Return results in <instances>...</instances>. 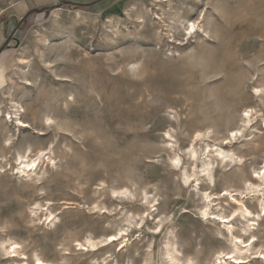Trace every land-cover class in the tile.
<instances>
[{
	"label": "rangeland",
	"instance_id": "rangeland-1",
	"mask_svg": "<svg viewBox=\"0 0 264 264\" xmlns=\"http://www.w3.org/2000/svg\"><path fill=\"white\" fill-rule=\"evenodd\" d=\"M157 1L116 18L60 7L6 36L0 115L32 126L13 118L7 147L0 133V264L13 243L27 264H170L173 248L180 264H264L247 186L264 163V0Z\"/></svg>",
	"mask_w": 264,
	"mask_h": 264
},
{
	"label": "bare ground",
	"instance_id": "bare-ground-1",
	"mask_svg": "<svg viewBox=\"0 0 264 264\" xmlns=\"http://www.w3.org/2000/svg\"><path fill=\"white\" fill-rule=\"evenodd\" d=\"M161 2H163V1H161V0H158L157 1V3H161ZM164 2H166V1H164ZM127 14L131 17L130 13H127ZM126 29H128V28L126 27ZM198 29H199V27L195 23H190V25L188 26V29H187L188 30L187 35L192 38L195 34L198 33V31H199ZM21 113H22L21 110H15L14 111V114L15 115L14 116H11L10 114H8L7 115L8 117L5 120H3V116L1 117V115H0V122H1L0 123V133L6 134L7 136H9V138L5 140L6 147H7V145H12V139L14 137V133H13V131L10 128L14 124L13 118L17 122L16 123V125H17L16 127H19V128L22 129V128H30L32 126L31 124H27V123L23 122V120L21 118ZM244 113L246 114V121L250 124L251 123V118H250L251 112L249 110H246ZM52 122H53L52 119L46 118L45 121H44V123L42 124V128H44L46 130L51 129L53 127ZM263 128H264V124H263ZM38 133L40 134V136L41 135L43 136V134L45 132H38ZM8 134H10L11 136L8 135ZM232 136L234 137V139L236 141L238 134L237 133H232ZM198 137H199V135L196 136V138H198ZM229 140L230 141H228V143L232 144L233 143V140L231 138H229ZM251 145L254 148L258 144L256 142H252ZM26 153L31 154L32 152H31L30 149H28V151ZM44 153H45L44 151L38 152L37 153L36 160L35 159H31L30 161H27V162L25 160L28 159L30 157V155H29V157H27L26 155H24V156L19 155L18 161H21L20 168H19V170L21 171V173L22 174H27L28 171L29 172L37 171L41 167V162L45 159L44 158ZM214 155L216 157V161L221 166H229V165H232V164L237 163L239 161L242 162V157H235L234 155H230L229 153H227V152H225L223 150H220V149L216 150ZM179 167H180V163H179L178 159H175L174 164H173V168L176 169V170H178ZM209 167H211V166L209 165ZM252 181L253 182H256V183L248 182L247 183V186H248V190L251 192V194L258 193V195L255 198L257 199V204H258V219H259V218L262 217V214H264V163H263V166H262L260 172H258L254 176V178L252 177ZM205 197L208 198V199L210 198V196H208L207 194L205 195ZM234 201L236 202V204H238L240 206V208L239 207L237 208V210L235 211V213L240 212L241 214H243L245 216H246V214H249L250 216H252L253 213L251 211H249L248 209H244L243 202H241L240 200H237V199H234ZM203 214H204V217H206L205 215H207V211L203 212ZM51 216L52 215H50V217ZM255 221H256V219H255ZM225 227L228 228L227 225H225ZM232 236H233V241L238 245L239 238L236 237L235 235H232ZM110 241H114L113 237H112V240H110ZM89 244H90V248H91L90 250L89 249H86L85 248L86 247L85 245L79 244L78 246L81 247V251H86V250L88 252L95 251L97 245H95L92 242H89ZM247 248H248V246L247 247L244 246L242 248H239V250L241 252H244V251L245 252H248V249ZM175 250L176 249L173 248L172 250L168 251V253H166L167 256H168V258H169V260H170L169 261L170 264H180V260L175 256V254L177 253V252H175ZM5 252L6 253L3 256H6L7 255V257H8V255H10L8 258H13L14 261H15V264H27L25 262V257H22L23 256V253L20 252V246H19V244H14V243L11 244L9 246L8 250H6ZM221 259H222V257L220 258V256L217 258V260H221ZM240 259H249V257L239 258L237 260H240ZM245 261L246 260L241 261V263L244 264V263H246ZM35 263L36 264H50V263H47V262H45V261H43L41 259H36ZM189 263H190L189 260H187L185 262V264H189ZM214 264H218V263L215 262ZM222 264H228V263H227V261H225Z\"/></svg>",
	"mask_w": 264,
	"mask_h": 264
},
{
	"label": "crops",
	"instance_id": "crops-1",
	"mask_svg": "<svg viewBox=\"0 0 264 264\" xmlns=\"http://www.w3.org/2000/svg\"><path fill=\"white\" fill-rule=\"evenodd\" d=\"M126 0H0V52L6 36L15 26L34 15H41L56 8H75L84 6V10L96 16L108 14L119 17L122 4ZM7 19V20H5ZM5 22L3 23V21ZM7 56L0 55L4 61ZM0 74L3 70L0 67Z\"/></svg>",
	"mask_w": 264,
	"mask_h": 264
},
{
	"label": "trees",
	"instance_id": "trees-1",
	"mask_svg": "<svg viewBox=\"0 0 264 264\" xmlns=\"http://www.w3.org/2000/svg\"><path fill=\"white\" fill-rule=\"evenodd\" d=\"M78 8L84 9V6H77Z\"/></svg>",
	"mask_w": 264,
	"mask_h": 264
}]
</instances>
